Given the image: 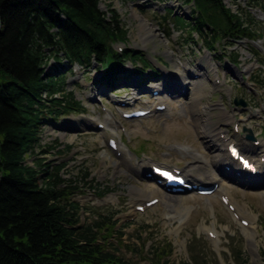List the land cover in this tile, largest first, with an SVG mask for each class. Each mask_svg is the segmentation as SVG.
Here are the masks:
<instances>
[{
    "label": "rangeland",
    "instance_id": "obj_1",
    "mask_svg": "<svg viewBox=\"0 0 264 264\" xmlns=\"http://www.w3.org/2000/svg\"><path fill=\"white\" fill-rule=\"evenodd\" d=\"M259 2L264 4V0ZM225 4L234 13L241 12L248 20L254 19L253 28L258 36L255 40H242L236 44L224 41L216 51L210 52L198 34L190 39L188 30L178 28L173 17L166 15V10L180 14L186 11L183 16L188 20L194 7L187 6L182 0H101L103 11L110 6L121 15L122 24L129 31L127 47L142 52L151 66L142 67L140 62L133 66L129 61L126 63L129 73L108 85V81L101 80L99 64L88 69L76 67L74 71L67 67L63 73L67 74L68 92H74L76 100L83 103L87 112L64 116L48 126L41 142L48 153L41 158L47 164L51 163L52 168L66 164L62 177L77 180L79 191L72 197V202L82 207L81 225H89L97 215L115 212L114 220L118 226L109 239V249L132 263L153 264L152 252L161 243L162 246L171 244L174 248L172 255L166 258L170 264L192 263L191 249L211 264H239L238 252H242L241 258L247 264H264V180L263 183L261 179L252 180L253 185L246 186L225 172L220 175L222 167L216 168L205 162L206 156L211 157L213 151L195 123L198 112L191 107L192 94L181 86L186 76L188 82L201 80L194 77L203 75L211 91L200 102L206 108L210 106L212 134L219 133V138L225 142L228 139L240 144L243 152L257 146L255 158L262 157L264 55L255 42L264 40V9L256 6L254 0H225ZM137 15L161 30V37H152ZM233 55L239 56L237 65L231 60ZM53 63L51 60L49 72H52ZM153 71L159 72L160 76L153 77ZM5 79L10 80L11 76L5 74ZM176 83L173 91L167 89ZM160 87L168 94L152 96L149 92ZM236 101H243L245 106L236 105ZM158 103H165L166 110L171 112H157ZM139 108L153 112L142 119L123 118V112ZM224 110L234 116L232 123L222 120L220 114ZM99 124L105 128L99 129ZM250 134L255 140L247 138ZM107 135L116 140L119 151L108 147ZM255 141L262 146L256 145ZM188 145L196 150L188 149ZM226 149L227 146L224 151ZM105 151L119 165L104 160ZM123 151L128 154L125 162ZM227 158L230 160L228 154ZM34 159L30 157L28 162L32 163ZM144 163L149 164V173L156 165L176 167L185 175L187 172L198 175L204 171L217 175L216 190L224 188L228 191L245 215L235 217L221 203V195L216 193L202 196L194 192H165L156 181L147 178L149 173L143 174ZM197 165L202 166L201 171L194 168ZM86 172L89 177L84 179ZM140 190L147 192L145 198ZM168 196H172L171 202L161 200ZM153 197L161 203L146 207V202ZM136 204L144 205L145 211H138ZM250 216L254 217V230L257 231L255 248L249 246L244 230L249 226L240 222L245 218L251 223Z\"/></svg>",
    "mask_w": 264,
    "mask_h": 264
},
{
    "label": "trees",
    "instance_id": "obj_2",
    "mask_svg": "<svg viewBox=\"0 0 264 264\" xmlns=\"http://www.w3.org/2000/svg\"><path fill=\"white\" fill-rule=\"evenodd\" d=\"M183 1L194 2V16L187 23L178 19V25L188 27L191 35L196 32L210 50L223 40L255 35L253 21L232 13L223 0ZM100 2L0 0V264H135L109 249L117 232L115 212L81 225L82 207L72 202L77 180L62 177L66 164L52 168L38 158L48 153L41 145L46 122L87 112L67 90L63 60L84 69L99 64L107 85L128 73V61L150 66L137 50L113 49L127 42L128 30L117 10L109 6L103 11ZM51 59L55 71L47 72ZM30 156L36 157L33 166L27 163ZM173 251L171 244L159 243L153 264H170L166 258ZM191 251L192 263L181 264H211ZM241 256L236 253L239 264H247Z\"/></svg>",
    "mask_w": 264,
    "mask_h": 264
},
{
    "label": "bare ground",
    "instance_id": "obj_3",
    "mask_svg": "<svg viewBox=\"0 0 264 264\" xmlns=\"http://www.w3.org/2000/svg\"><path fill=\"white\" fill-rule=\"evenodd\" d=\"M137 17H139L142 21V26L144 27L145 30L148 31V33L152 34V37H158L160 38V34L157 31V29L153 28L148 21H146L145 19L141 18L139 15H137ZM263 44V43H262ZM258 45V44H257ZM206 59V58H205ZM186 71H188L189 73L191 72L187 67H185ZM199 70L201 69V66H198ZM236 72V71H235ZM197 78L201 77V80H197L195 81L194 79H191V81L186 82V80H188V77L186 76V78L184 79V81L181 82V86H183L184 89H187L189 92H191L192 94V100H191V107L194 109V112L197 113L196 116V120L195 123L198 125V129H199V133L203 136V138L206 140V143L209 145V148L213 151L212 152V156L211 157H207L206 156V163H209L211 165H214L216 168L222 167L223 170H218L220 175L222 172L227 173L228 175H230L234 180H238V183H242L244 185L247 186V184L249 185H253L252 184V180H259L261 179V183H263L264 180V161L262 162V158L257 160V164H258V169L260 170V174L256 175V176H250L249 174H246L248 172L246 171H242L240 166L235 163L233 160H228L227 158V150L224 151V147L228 146L227 143L224 141L223 138H219L221 135H219V133L217 135H213L212 131H211V126L210 123L212 122V116L209 115L208 113V108L210 106H208V108H206V105H203L200 101L203 97H206L207 94L210 93L211 89L207 87V79L203 78L202 75L196 76ZM178 85V83L173 84L170 87V90L173 91L174 87ZM157 89V88H154ZM161 93H162V89L160 87V89H158ZM165 91V89H164ZM167 93V91H166ZM157 105H162L161 104H157ZM169 111V110H166ZM171 110L168 112L170 113ZM222 120L226 123H230L234 120V116L229 115L225 110L221 112L220 114ZM109 139L112 138L110 137V135H108ZM254 145V144H253ZM262 146V144H261ZM264 146V145H263ZM188 149H193L196 150L193 146L188 145ZM256 149V152L255 150ZM254 149H249L246 148V152L248 153H252V157L255 158L257 151L259 150V148L256 146ZM127 155L124 151L122 154V160L123 162L127 161ZM103 158L104 160H110L114 165H119L118 161L114 160L111 155L109 154V152L105 151L103 152ZM227 167H230L229 170H227ZM197 171H201L202 166L201 165H197L194 167ZM142 171H145L147 169H149V164L144 163L142 164L141 167ZM223 175V173H222ZM259 176V177H258ZM186 177L189 180H193L194 182H202L204 184L209 183L208 185H214L217 184L219 179L217 175H214L208 171H204L198 175H194L191 174L190 172H187ZM255 178V179H252ZM140 192H142L143 197L146 196V191L145 190H140ZM216 194H219L223 197H226L228 199L229 202V206H234V211L232 212V214L234 216H243L245 215V213L243 212V210L239 207V205L235 202L234 198L231 196V194L224 190V188L222 189H218L216 190ZM145 198V197H144ZM157 197H153L150 200H148L147 202H150L154 199H156ZM172 196H168L166 198H162L161 200H163L164 202H171ZM161 200L158 201L157 204L161 203ZM142 204H136L135 207L141 206ZM179 210V209H178ZM245 218H241L240 222H242ZM251 223L249 224L248 228H245L244 230L247 233V239H248V244L251 248H255L256 247V235H257V231L254 230V217H249ZM253 230V231H252ZM212 231V230H209Z\"/></svg>",
    "mask_w": 264,
    "mask_h": 264
},
{
    "label": "water",
    "instance_id": "obj_4",
    "mask_svg": "<svg viewBox=\"0 0 264 264\" xmlns=\"http://www.w3.org/2000/svg\"><path fill=\"white\" fill-rule=\"evenodd\" d=\"M237 104H242L244 105V102L243 101H240V102H236ZM249 139H253V136L252 135H249Z\"/></svg>",
    "mask_w": 264,
    "mask_h": 264
}]
</instances>
